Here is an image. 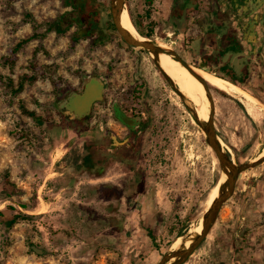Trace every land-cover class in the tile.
I'll use <instances>...</instances> for the list:
<instances>
[{
  "label": "rangeland",
  "instance_id": "1",
  "mask_svg": "<svg viewBox=\"0 0 264 264\" xmlns=\"http://www.w3.org/2000/svg\"><path fill=\"white\" fill-rule=\"evenodd\" d=\"M89 3L87 12L104 14L103 28L112 39L99 42L92 34L78 35L89 17L80 16L76 0H0V184L8 173L25 191L22 200L29 209L22 211L33 216L9 230L0 226V264H158L180 230L186 236L199 225L206 201L223 177L205 133L152 56L127 45L112 26L111 1ZM184 3L172 0L169 11L171 0H126L125 9L131 22L154 36L155 44L183 51L180 39L163 21L169 11L166 24L181 27ZM64 17L75 21L81 17V29L72 25L62 34L48 30L49 24ZM208 29L205 47L220 44L215 38L218 27ZM25 40L16 65L10 67L11 51ZM195 46L187 61L196 68L200 61L214 67L217 56H229L227 51L216 50L213 55ZM230 69L224 67L225 72ZM222 72L217 70L219 75ZM254 72L242 85L246 91L239 88L259 103L233 97L210 84L217 134L238 165L264 155V79ZM26 75L36 81H26L23 90L15 93ZM100 76L108 83L104 101L97 103L84 124L73 121L74 109L65 102L69 94L83 90L88 78ZM234 78L241 80L239 74ZM194 83L201 95V113L208 121L206 91L197 79ZM115 103L128 117L142 119L139 135H131L129 128L112 120ZM22 104L37 120L23 113ZM115 139H130L135 151H116ZM86 157L91 168H80ZM263 174L264 163L240 175L236 202L232 198L224 204L209 236L186 264H204L218 221L235 218L234 212L253 220L248 210L254 201L245 204L241 195L250 187L256 191V184L264 187L262 178L256 181ZM8 203L17 205L18 200L0 204V209ZM133 213L141 222L136 247L116 248L109 241L115 236L116 243L121 242L119 219Z\"/></svg>",
  "mask_w": 264,
  "mask_h": 264
},
{
  "label": "flooded vegetation",
  "instance_id": "2",
  "mask_svg": "<svg viewBox=\"0 0 264 264\" xmlns=\"http://www.w3.org/2000/svg\"><path fill=\"white\" fill-rule=\"evenodd\" d=\"M184 5L186 7V16L185 21H182L181 27L177 28L174 25H167V16L163 21L168 29H171L173 32L176 31L174 34L180 39V47H183L184 50L181 51L176 49L175 51H177L183 59L187 61L188 57L191 58V45L188 43V38H190L192 34L190 32L194 28V24L196 25L198 21L203 20V23L199 25L200 27L209 28L211 25L219 27L220 33L217 35L216 39L221 43L226 41V49L236 51L235 54L241 57V61L244 65L249 66V72L251 70L260 72L261 77L264 79V0H185ZM76 6L80 12V16L87 13L89 17L88 23L79 33L80 36L92 34L99 42L106 38L112 39L109 30L103 28L106 25L104 14L93 11L87 12L90 6L89 0H76ZM202 9L205 15L199 19L197 13H200ZM80 21L78 20V23ZM167 37H169V34H167ZM249 74L250 73H248V77L245 81L250 79L251 75ZM98 83L102 84V90H100V92L104 97V101L108 83L105 78L101 76L88 78L87 81L83 83V90L71 92L69 94L65 102L69 105L74 104L73 121L84 124V121L94 113L95 106L100 102H94L89 109H86L85 95L87 93L97 94L94 86L96 87ZM112 111V120L124 125L120 121L119 115L122 116L123 114L126 117L128 116L121 106L115 103ZM128 118L134 120V126L133 128H129V126L126 125L124 126L129 128L131 135H139L140 128L143 124L142 119L137 116ZM129 140L130 139L124 141H118L117 139L113 140L116 151L121 150L122 152L130 148Z\"/></svg>",
  "mask_w": 264,
  "mask_h": 264
},
{
  "label": "crops",
  "instance_id": "3",
  "mask_svg": "<svg viewBox=\"0 0 264 264\" xmlns=\"http://www.w3.org/2000/svg\"><path fill=\"white\" fill-rule=\"evenodd\" d=\"M171 5L172 0L169 11L171 10ZM169 11L166 14L167 18H169ZM197 15L198 18L201 19L205 15V12H203L202 9L200 13H197ZM198 23L199 21L196 25L194 24V28L190 32L192 34L190 38H188L191 50H194L193 46L196 44H198L195 46L196 50L204 48L206 45L203 43V39H205L204 34L205 32H210L208 27H200ZM217 30L219 31L220 28L218 27ZM175 32L176 31L171 32V34H174ZM219 33L220 32L216 34L215 38ZM207 44L209 45L205 47V51L209 54L214 55L215 53L213 52L219 50L225 52L227 51L229 56H217L216 65L214 67L206 64L205 60L200 61L199 64L196 65H204L205 68L203 69L214 74L217 73V70H221L223 71V74L221 75H226L227 73L225 72L224 67L232 68L238 73L239 69L244 66V63L241 61V57L238 56V54H235L236 51L226 49V46L224 47L221 45L222 43L215 45H213V43ZM261 178L264 180V174L259 176V179H256V181ZM237 189L234 197H232L234 202H236L235 198L238 194ZM256 189L257 190L255 191V188L250 187L244 195H241V201L243 200L245 204L254 201L251 204L253 209H251V212L248 210V215L253 213V220H248L246 217H239L238 214L234 212V214H236V219L233 217L227 221H221V223L218 221L216 225L218 226L216 229V235L214 236V241L211 245L212 248L207 253L205 257L206 259L203 260L204 264H264V187H260V185L256 184ZM242 206H244V204H242ZM242 213H244V211H242ZM135 218L136 214L133 213L129 214L127 217L119 219L120 229L121 227L123 228L122 231H119L120 233L118 232V235L122 236L121 242L116 243L115 236H112L113 239H110L109 241L110 243L113 242L115 244L114 246L117 245L116 248L126 247V249L132 248L133 250V248L136 247V238L141 234V222H138ZM246 246H248V248H246ZM114 254L117 257L119 255L117 253L110 252L111 256H114ZM106 263L108 264V261H105V264Z\"/></svg>",
  "mask_w": 264,
  "mask_h": 264
},
{
  "label": "water",
  "instance_id": "4",
  "mask_svg": "<svg viewBox=\"0 0 264 264\" xmlns=\"http://www.w3.org/2000/svg\"><path fill=\"white\" fill-rule=\"evenodd\" d=\"M110 1H111L110 11H111L112 22L119 36L130 47L142 49L148 52L151 56L153 55L152 58L154 64L160 71L163 78L180 96L183 103L186 105L190 113L193 115L194 119L197 121V123L205 133L207 144L215 153L219 161L220 167L223 171V175L224 174L227 175V180L225 181V183H223L220 186L219 196L212 203L211 207L205 211V213L201 218L203 220L202 232L200 234H196V233L194 234L190 232L186 236L179 237L182 239V241L178 249L172 250L171 248L158 263V264H186L189 258L198 250V248L203 244V242L209 236L211 230L213 229V227L215 226L218 220L219 213L222 207L224 206V204H226L234 196L240 175L264 163V157L240 165L236 163L231 153L226 152V150L222 146L220 141L221 139L217 134L216 125H215L216 103H215V97L213 94L212 86L201 75H199L195 71L196 67L191 65L185 59H183V57L177 51L172 49H164L156 45L150 38H148L146 41H140L135 39L133 35L125 28H123L121 25V14L125 10L126 0H110ZM161 54H167L171 56L175 61L179 62L182 67L186 68L192 76H194L199 82L202 83L206 91V96L210 103V115H209V120L207 122H203L199 120L195 110L188 106L187 104L188 100L186 96L176 87L173 80L158 64V59ZM94 88H96L97 94L94 95L92 93H87L85 95L86 109H89L94 102L103 101L104 97L100 92V90H102V84L98 83L96 84V87L94 86ZM72 107H74V104H72ZM119 119L124 125L129 126V128H133L134 120L126 117L123 114L122 116L119 115ZM192 234H194V236L191 240L190 245L187 246L185 240L186 238L189 237V235Z\"/></svg>",
  "mask_w": 264,
  "mask_h": 264
},
{
  "label": "trees",
  "instance_id": "5",
  "mask_svg": "<svg viewBox=\"0 0 264 264\" xmlns=\"http://www.w3.org/2000/svg\"><path fill=\"white\" fill-rule=\"evenodd\" d=\"M132 22H133V25L135 26V28L137 29V31L142 36L150 38V39H152L154 37L152 34H149V33L145 32L144 30H142L141 25L138 22H136V21L135 22L132 21ZM33 24L35 26H38L35 21H33ZM72 25L76 26L78 28V30L81 29L80 28L81 25L78 23V21L69 20V19H66L64 17V18L56 19L51 24H49L48 30L62 34L63 32H65V30L67 28L71 27ZM113 27H114V25H113ZM34 37H38V35L35 34ZM27 42H28L27 40L20 42L11 51V57L7 59V63L9 64L10 67H14L16 65L17 54ZM196 66L198 68H202V69L205 68L204 65H196ZM34 67L36 69H38V67L36 65H34ZM48 70L51 71V68H49ZM230 70H232V71H226L227 72L226 75H219L218 73H215V74L218 75L219 77L223 78L224 80L233 83L237 87L244 89L242 87V84L245 82V80L248 76L249 66L244 65L242 68L239 69L238 73L232 68ZM234 74H239L241 76V80H236L234 78ZM26 81L33 83L36 81V77H31V76L26 75L24 77V79H22L21 82L19 83V87L17 88L15 93H19L23 90L24 83ZM11 84H13V83H11ZM212 89H213V87H212ZM221 93L223 95L227 96L226 93H224V92H221ZM21 107H22L24 114L32 117L34 120H37L35 113L27 110L23 104L21 105ZM88 146L91 150L95 148V147H93L92 144H88ZM135 149H136V146L130 144V148L127 149V152L131 154V153H133V151H135ZM88 158L89 157H86L83 159V163L80 166V168L81 167H86L88 169L91 168L92 165L89 163L90 161ZM2 177H3V180H2V183L0 184V192L3 194V198L0 199V204L6 203L8 201L12 202V200L14 198H16L18 200L17 205L14 203H8V204H6V206L4 208L0 209V226L9 230V229L14 228L17 224H19L21 222L31 221L33 216L28 215L27 213L22 211V209L23 210L29 209L28 205L22 200V197L24 196L25 191L23 189L19 188L18 185L11 180L10 175L8 173H5ZM191 220H193V219H191ZM191 220H188V222ZM181 236H183V234H182V231L180 230L177 233L176 238H179ZM149 237L153 241L154 246L156 248H158V246L156 244V238L152 235L151 232H149Z\"/></svg>",
  "mask_w": 264,
  "mask_h": 264
},
{
  "label": "bare ground",
  "instance_id": "6",
  "mask_svg": "<svg viewBox=\"0 0 264 264\" xmlns=\"http://www.w3.org/2000/svg\"><path fill=\"white\" fill-rule=\"evenodd\" d=\"M121 25L123 28H125L127 31H129L133 37L140 41H146L147 38L142 37L139 35V33L135 30L133 27V24L130 20L128 11L125 9L121 14ZM164 49H168L167 47L163 45L156 44ZM153 57V55H152ZM158 64L161 66V68L169 75V77L173 80L176 87L186 96L187 98V104L189 107L193 108L195 112L197 113V116L200 121L207 122V119L202 115L201 113V95L199 91L196 89L194 79H196L194 76H192L189 71L182 67L181 64L177 61H175L171 56L167 54H161L158 59ZM195 71L201 75L209 84L212 86L226 92L227 94L233 96V97H242L244 96L245 99H248L254 103H259L257 99L246 93L245 91L241 90L239 87L234 85L233 83L226 81L208 71L202 68H196ZM222 146L224 149L226 148L225 143L223 140H220ZM264 156V155H263ZM261 156L260 158H262ZM227 180V175L224 174L220 183L214 187V189L211 191L209 199L207 202V209L211 207L212 203L217 199L219 196V189L220 186L225 183ZM202 223V224H201ZM201 224V227L199 229V225ZM199 225L195 228V230H192V233L200 234L203 229V220H200ZM194 234L189 235L188 238H186L185 242L187 243V246L190 245L191 240L194 236ZM182 239H177L173 246L172 250L178 249L179 245L181 244Z\"/></svg>",
  "mask_w": 264,
  "mask_h": 264
}]
</instances>
